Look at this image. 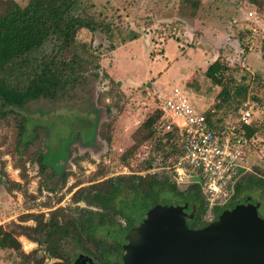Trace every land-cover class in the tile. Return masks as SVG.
<instances>
[{"label": "rangeland", "instance_id": "374dc122", "mask_svg": "<svg viewBox=\"0 0 264 264\" xmlns=\"http://www.w3.org/2000/svg\"><path fill=\"white\" fill-rule=\"evenodd\" d=\"M14 1L20 6L27 2ZM262 1L259 11L245 0H200L197 9L182 5L180 0H82L85 8L91 6L86 9L101 25L95 32L79 30L76 39L90 48L96 60L88 59L85 71L78 73L75 82L58 88L53 98H38L22 108H12L26 119L24 137H32L34 127L43 129L34 134L36 140L28 150L24 151V138L17 141L15 126L0 120V226L5 230H11L12 223L33 226V220L22 222L20 216L42 214L45 220L55 209L75 215L73 210L85 207L82 202H71L76 189L116 175H144L142 162L154 167L149 172L163 174L160 176L173 182L169 168L174 158L163 160L161 155L150 154L151 145H140L126 159L121 156L131 146L130 136L136 127L158 110V98L174 87L196 111H212V120L220 125L235 122L244 104L250 108V123L256 132L246 146L242 177L264 181ZM216 58L233 69L236 78L245 75L248 84L243 102H229L218 110L213 106L219 88L203 76ZM3 75L18 88L27 80L16 71L8 76L7 70ZM102 135L109 140H103ZM35 152L41 153V163L50 173L47 180L38 172ZM10 182L20 184L21 189H13ZM71 185L76 187L67 191ZM185 187L181 184L176 189L184 191ZM160 193L157 204L168 203L171 195ZM122 197L129 194L124 191ZM258 215L264 220V201ZM115 220V228L120 229L131 218L124 215ZM201 220L210 223L213 218L204 214ZM112 232L111 227L98 228L94 236L104 245H112ZM16 240L24 254L37 249L22 236ZM60 246L64 264L82 259L100 264L69 238ZM39 254L42 264L58 262L42 251ZM107 258L117 263L114 254ZM0 264H25V260L18 253L0 250Z\"/></svg>", "mask_w": 264, "mask_h": 264}, {"label": "trees", "instance_id": "16d2710c", "mask_svg": "<svg viewBox=\"0 0 264 264\" xmlns=\"http://www.w3.org/2000/svg\"><path fill=\"white\" fill-rule=\"evenodd\" d=\"M245 1L256 10L262 9V0ZM180 2L192 9H197L200 4V0ZM84 4L87 3L84 1ZM84 4L82 0H27L24 6H20L14 0H0V120L15 126L17 141L24 138V151L36 140V133L43 129L34 127L33 136L24 137L26 119L12 108H22L25 103L38 98H53L58 88L63 84L75 82L78 73L85 71L89 65L88 59L96 60L90 48L76 39L79 30L95 32L101 25L86 9H91V6L85 8ZM102 28L106 29L104 26ZM93 67L96 68L97 64ZM7 70L8 76L14 71L23 76L25 74V85L21 88L11 85L3 75ZM235 75L234 70L222 64L218 58L204 70L203 76L219 88L215 96L214 110L229 102L240 104L246 99V76L238 75L236 78ZM260 87L264 90V79L260 81ZM6 107L9 109H2ZM212 114L209 110L203 115L209 124H217L212 120ZM164 126L165 121L160 111L154 110L133 131L130 136L132 144L125 150L121 159L131 157L135 149L146 143L151 145L149 153L161 155L163 160L170 157L175 160L180 157L182 151L176 143V129L171 128L168 132H163ZM242 130L243 137L249 144L256 130L252 128L251 123L243 126ZM101 137L105 141L109 140L108 136ZM33 155L39 162L38 172L44 176L43 180H47L50 173L41 163V153L35 152ZM141 164L146 171L144 175H116L76 189L70 200L73 204L82 202L85 207L73 210L77 213L75 215L55 209L49 212L45 220L42 214L20 216L22 222L33 220V226L12 223L11 230L0 226V250L18 253V256L25 260V264H42L43 256L39 254L41 251L48 258L58 260L52 264H64L60 243L69 238L92 260L100 264H117L110 263L107 258L108 254L116 256L119 251L115 240L112 239L113 244L106 246L95 238V230L111 227L114 231L112 233L119 232L115 228L116 217L125 215L133 219L131 209L144 204L157 205L156 200L162 191L171 195V199L166 201L185 206L190 212V218L186 221L189 228L199 229L209 224L201 220L206 214V204L198 185H187L184 191H178L174 182H170L167 176L149 172L154 168L151 164ZM65 177L66 174L62 175L61 180L64 181ZM9 184L13 189H21L20 184ZM74 187L76 186L71 185L67 191ZM124 191L129 194L128 198L122 197ZM261 201H264V181L259 178L254 180L252 176L244 180L241 175L235 184L229 205L251 204L258 214ZM220 212L221 210L212 209L213 217L216 218ZM18 236L35 243L37 249L28 254L21 252L20 244L16 240Z\"/></svg>", "mask_w": 264, "mask_h": 264}, {"label": "water", "instance_id": "95a60500", "mask_svg": "<svg viewBox=\"0 0 264 264\" xmlns=\"http://www.w3.org/2000/svg\"><path fill=\"white\" fill-rule=\"evenodd\" d=\"M138 225L113 233L118 264H264V220L247 203L230 205L208 225L190 229L182 205L130 210Z\"/></svg>", "mask_w": 264, "mask_h": 264}, {"label": "built area", "instance_id": "2783aa9c", "mask_svg": "<svg viewBox=\"0 0 264 264\" xmlns=\"http://www.w3.org/2000/svg\"><path fill=\"white\" fill-rule=\"evenodd\" d=\"M245 106L235 122L209 124L178 88L158 98V110L165 121L163 132L175 128L182 151L169 168L171 178L176 186L198 185L208 218L214 219L212 209L223 210L229 205L235 184L244 173L247 143L242 127L250 125L251 119L250 108Z\"/></svg>", "mask_w": 264, "mask_h": 264}, {"label": "flooded vegetation", "instance_id": "af4514ba", "mask_svg": "<svg viewBox=\"0 0 264 264\" xmlns=\"http://www.w3.org/2000/svg\"><path fill=\"white\" fill-rule=\"evenodd\" d=\"M136 225H138V222H136L134 219L131 218V220H130L129 223L124 224L120 229H119V228H118V229L116 228V229L119 230V233H122V232H124V231L130 229L131 227L136 226ZM114 242H115L116 245L119 247V251H118L117 254H116V256H117V255L119 254V252H120V246H119V244H118L117 241H114ZM116 256H115V257H116ZM77 264H90V263H87L84 259H82V260H80L79 262H77ZM117 264H118V263H117Z\"/></svg>", "mask_w": 264, "mask_h": 264}, {"label": "crops", "instance_id": "0c3cea01", "mask_svg": "<svg viewBox=\"0 0 264 264\" xmlns=\"http://www.w3.org/2000/svg\"><path fill=\"white\" fill-rule=\"evenodd\" d=\"M207 109V108H206Z\"/></svg>", "mask_w": 264, "mask_h": 264}]
</instances>
